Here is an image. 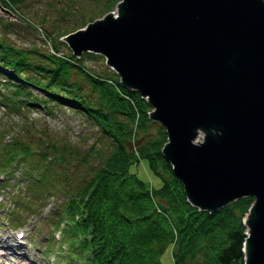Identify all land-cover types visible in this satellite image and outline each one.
Returning <instances> with one entry per match:
<instances>
[{
	"label": "water",
	"instance_id": "95a60500",
	"mask_svg": "<svg viewBox=\"0 0 264 264\" xmlns=\"http://www.w3.org/2000/svg\"><path fill=\"white\" fill-rule=\"evenodd\" d=\"M62 37L74 55L101 53L151 106L190 204L252 196L242 264H264V0H116Z\"/></svg>",
	"mask_w": 264,
	"mask_h": 264
},
{
	"label": "trees",
	"instance_id": "16d2710c",
	"mask_svg": "<svg viewBox=\"0 0 264 264\" xmlns=\"http://www.w3.org/2000/svg\"><path fill=\"white\" fill-rule=\"evenodd\" d=\"M12 2L0 0L9 8H13ZM114 2L109 0L107 5ZM57 52L55 41L50 50L39 51L0 38V74L4 75L0 103L10 109L41 103L48 112L46 104L28 90L35 84L48 93H59L62 102L82 108V114L96 126L95 139L109 141L106 151L100 142L96 148L95 140L80 150L76 143L56 145L53 138L46 136L48 143L43 140L41 151L36 152L43 157L45 167L36 166L37 171L32 172L36 178L27 176L39 192L50 162L63 175L67 194L59 211L67 220L61 241L66 242L68 255L82 256L86 264H165L164 252L171 245L168 264H242L245 233L241 216L251 197H236L212 211L190 204L181 181L162 157L163 127L158 124L152 134L146 130L151 120L145 100L134 89L123 86L116 76L88 70L81 57L91 55L89 52L79 56ZM71 68L80 72L91 91L97 93L96 100L76 92L78 84L66 79ZM119 114H124L125 121ZM133 130L145 131L134 149L128 146ZM17 143L20 140L14 138L7 144L4 161L19 153V162L32 152L23 143L17 148ZM46 146L49 151L43 150ZM70 162L73 167L67 171L65 166ZM53 165L46 171L48 177ZM51 189L50 185L42 195L51 193ZM72 214L78 216L74 218ZM58 219L59 212L54 217Z\"/></svg>",
	"mask_w": 264,
	"mask_h": 264
},
{
	"label": "rangeland",
	"instance_id": "374dc122",
	"mask_svg": "<svg viewBox=\"0 0 264 264\" xmlns=\"http://www.w3.org/2000/svg\"><path fill=\"white\" fill-rule=\"evenodd\" d=\"M108 1L13 0V8L3 6L0 3V38L15 46L35 48L39 51L50 50L52 42L55 41L57 42V51L73 54L62 39L63 34L70 31L74 26H82L83 24L78 25L81 20L89 21L94 17L100 16L105 10L114 8V3L107 5ZM85 51L91 55L84 58L81 57V62L84 63L88 70L106 76H116L118 79L117 73L104 61V56L101 53L92 50H82L80 54L82 55ZM33 59H36V56ZM67 74L66 79L78 84L77 93L85 98L96 100L97 93L91 91L89 83L80 72L71 68ZM2 78L3 75L0 74V81H2ZM1 87L3 86L0 84ZM28 90L46 104L48 112H43L41 105L37 103L31 107L24 106L11 109L9 106L0 103V136L5 132L10 138L9 142L14 138L20 140V143L16 144L17 148L21 147L23 143L32 150L28 155L25 154L21 157L17 167L9 173L5 172L4 181L0 183L1 230L4 229L3 225L7 220L10 221L12 227L21 223L25 224L27 238L25 245L28 260H26L27 258H17L12 251H7L4 254L2 253V248H0V257L3 258L6 264H62L63 259L56 255V253L58 254L57 251L55 253L57 240L60 237L55 238L51 235V229L54 230L52 225L55 222L51 221L49 216L44 215V208L49 206V204H45L46 201H49L51 206L62 204L67 194L64 191L65 180L58 171L59 168L53 165L54 162L47 163L45 170L48 171L50 168V171L53 165L52 174L48 177L46 175L48 172L44 171L45 174L43 173L44 176L42 175L39 192H36L33 188L36 185L30 183L27 176L37 171L36 166L43 168L45 166L42 165L46 163L42 160L43 157L41 158L36 152L41 151L43 143H48L46 136L53 138L56 145L60 142L73 145L76 143L79 149H85L84 147L91 140H95L94 146L96 148H98L99 142L105 144L103 151H106V147L110 145H108L109 141L107 138L95 139L97 136L96 126L82 114V108H75L71 102H62L59 93H48L45 89L35 84L30 85ZM150 108L151 106L149 105L148 110ZM118 117L125 121L124 114H119ZM149 119L151 122L148 123L146 130L152 134L160 123L156 119ZM162 127L164 129V126ZM144 133L145 131L143 130H133L130 134L128 146L134 149L136 140L138 141ZM196 138L199 139V136L197 135ZM43 140L44 142L42 143ZM43 150L49 151V147L46 146V149ZM32 165H35V167ZM70 167H73L71 162L65 166V169L69 171ZM50 185L53 189H51L50 194L45 195V199L41 203L44 204V208L39 207L38 209L39 202L37 199H40L42 194L46 193V188ZM16 196H18L17 199H15ZM250 197L252 199V196ZM10 207L13 210L9 211ZM245 212L246 210L241 216V221ZM0 236L3 237V232ZM2 237L0 239L7 242V239ZM47 237H49L48 240L46 239ZM8 240L11 241V238ZM172 248L173 246L170 245L168 251L166 249L164 252L165 264L171 261L170 252ZM51 254H53V258H48ZM70 262L72 263V261Z\"/></svg>",
	"mask_w": 264,
	"mask_h": 264
},
{
	"label": "bare ground",
	"instance_id": "6f19581e",
	"mask_svg": "<svg viewBox=\"0 0 264 264\" xmlns=\"http://www.w3.org/2000/svg\"><path fill=\"white\" fill-rule=\"evenodd\" d=\"M122 34H123L124 36L128 35L127 32H123ZM230 44H231V43H230ZM198 45H199V44H198ZM201 45H202V44H201ZM222 52H223V51H222ZM223 57H224V56H223ZM224 58H225V57H224ZM227 58H229V56H228ZM227 58H226V61H229V60H227ZM222 59H223V58H222ZM244 88H245V87H244L243 85L239 84V86H238L239 93L242 94V96H243L246 100H248V97L246 96V93L244 92ZM247 94H248V93H247ZM249 102H250V101H249ZM250 104H251V103H250ZM249 107H250V109H251V111H252V108H253L252 105H250ZM255 113H256V112H255ZM251 114H254V113L251 112ZM200 132H201V131L199 130V131H197V133H196V136L198 135L199 138H200V136H201ZM201 133H202V132H201ZM196 136H195V138H196ZM195 140H197V139H195ZM214 186H215V185H214Z\"/></svg>",
	"mask_w": 264,
	"mask_h": 264
}]
</instances>
